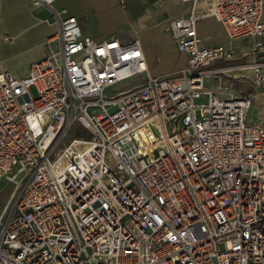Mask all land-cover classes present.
I'll use <instances>...</instances> for the list:
<instances>
[{
  "label": "built area",
  "instance_id": "built-area-1",
  "mask_svg": "<svg viewBox=\"0 0 264 264\" xmlns=\"http://www.w3.org/2000/svg\"><path fill=\"white\" fill-rule=\"evenodd\" d=\"M175 1L190 5L166 24L187 55L176 73L150 75L137 40L85 36L75 17L27 74L0 73V182L14 184L0 264H264V125L247 121L251 94L206 87L235 66L206 67L234 50L202 45L196 29L211 15L229 38L253 39L264 88L262 0ZM75 123L89 137L66 141Z\"/></svg>",
  "mask_w": 264,
  "mask_h": 264
},
{
  "label": "crops",
  "instance_id": "crops-1",
  "mask_svg": "<svg viewBox=\"0 0 264 264\" xmlns=\"http://www.w3.org/2000/svg\"><path fill=\"white\" fill-rule=\"evenodd\" d=\"M189 11L190 5L175 0H53L51 5H35L33 0H0V73L16 77L27 74L33 61L58 50L60 20L75 17L85 36L96 40L117 38L121 42L137 40L150 75L173 74L186 65L187 55L177 50L166 24ZM196 29L202 45H226L234 50L232 61L217 60L208 68L235 67L224 74L208 75L206 87L218 89L221 97L229 93L251 94L247 121L264 125V88L254 89L248 66L254 60V40L229 38L211 15L200 17ZM3 35L11 36V41L1 39Z\"/></svg>",
  "mask_w": 264,
  "mask_h": 264
},
{
  "label": "rangeland",
  "instance_id": "rangeland-1",
  "mask_svg": "<svg viewBox=\"0 0 264 264\" xmlns=\"http://www.w3.org/2000/svg\"><path fill=\"white\" fill-rule=\"evenodd\" d=\"M11 37V36H10ZM211 66V65H210ZM208 66V67H210ZM206 67V68H208ZM142 80V75H136L132 76L130 78L124 79L120 82H117L115 85L109 87L106 91L107 94H115L118 91L125 90L128 87L134 85L137 82H140ZM209 83V79L207 84ZM30 92L33 96H35L36 92L34 87H30ZM82 135L84 137H89V133L87 130H85L79 123H75L72 125L70 130L67 132V134L64 136V139L67 141L71 139L74 136ZM14 188V184L9 182L8 180H2L0 182V211L2 210L3 206L6 204V202L9 200L11 192ZM18 191V190H17Z\"/></svg>",
  "mask_w": 264,
  "mask_h": 264
}]
</instances>
